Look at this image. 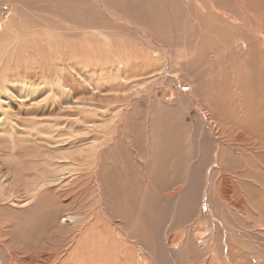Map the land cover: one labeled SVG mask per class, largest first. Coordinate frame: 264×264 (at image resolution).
I'll return each mask as SVG.
<instances>
[{
	"label": "rangeland",
	"instance_id": "1",
	"mask_svg": "<svg viewBox=\"0 0 264 264\" xmlns=\"http://www.w3.org/2000/svg\"><path fill=\"white\" fill-rule=\"evenodd\" d=\"M45 2L47 4H44ZM25 4V9H19V13L29 27L41 25L59 31L71 29L72 34L75 33L76 41L87 37L88 32L98 36L99 32L103 31L112 44L121 47L126 45L127 55L135 56L137 53L136 57H141L143 47H135V41L126 35L129 33L145 48L150 51L154 49L138 35L137 31L125 24L112 19H103L99 14L94 16L91 10L88 13L79 12L77 7H86L84 0H39V2L27 0ZM113 5L122 16L136 20L146 28H144L148 32L144 34L146 39L162 47L161 53L163 59L165 58V65L167 68L170 66L171 75L180 85L176 86L173 82L164 83L163 88L154 90L153 85L159 86L162 82L159 76L151 79L150 84L146 83L137 91V99L129 108L124 109L121 118L114 119V127H118L115 124L120 121L123 128L119 127V131L115 132L116 136L112 137L113 141L110 143L113 145L109 149L102 150L98 169H93V165L97 164L93 163L92 158L79 166L73 164L71 158L78 156L71 153L72 141L66 140L68 144L64 147L70 149L72 156L69 155L71 168L67 170L73 172L74 179L73 183H69L64 197H56L52 191L47 190L38 197L37 202L32 203V207L27 209L0 199V264H38L42 261H45L44 263L50 261L49 264H80V262L81 264H236V262L264 264V236L261 235L263 232H260V226L264 224V214L261 210L264 204V198H261V194H264V178L261 176L246 174L243 177L244 181H250L252 177L253 181H256V186L263 188L262 192L257 190L258 199L252 197L250 192L252 185H248L247 188L242 186L241 191L244 192V196H251L255 200L262 199L260 203H255L256 207L259 205L261 208L251 215L248 213L249 218L245 215L235 217L232 209L222 213L221 207L219 205L217 207L215 216L219 219L222 217L227 226L224 230L219 223L223 253L225 256L229 254L231 260L228 261L229 263L218 254L219 245L217 250L213 249L209 252L205 247L200 252L198 246L192 242L193 224L196 222L192 216L201 215L205 220L212 218L209 213V199L201 196L206 188L212 186V180L206 174L209 173L212 177L210 171H217L218 168L217 155L212 154L211 143L206 141L208 137L202 135L200 121L203 112L199 114L196 105L207 112H217V106L213 104L210 93L212 95L224 88L228 90L229 87L234 90L237 83L248 82L247 84L254 86L264 82V79L260 81L264 76V54L259 63H256L258 60L254 55L252 56L255 50H262L260 46L262 43L256 40L264 36L262 34L264 0H113ZM44 6H49L52 13L49 14ZM68 9H72L73 14L68 13L66 11ZM12 10L11 3L0 2V36L2 37H0L2 48L1 44L0 48L3 50L2 52L0 49V65L2 59L9 64L11 61L17 62V56L22 53V51L17 53L12 51L14 55L12 56L8 47L14 44L11 41L6 43L3 39L1 25L3 21H7ZM73 15L78 19L80 15L93 20L94 25L89 30H81L79 25L73 29L74 24L70 19ZM67 17L69 18L66 20ZM132 22L134 24L131 27L137 29V22ZM118 25L124 27L126 32ZM93 35L89 37L92 38ZM207 36L216 38L220 42L223 39L233 40L227 50L226 59L215 57V53L211 52L213 46L205 42ZM68 39L69 36L66 37V40ZM4 42L8 46H5ZM105 49L103 48V55H108ZM6 51L8 54L10 51V56ZM157 51L158 49L156 53ZM170 54L174 61H171ZM132 61L135 68H140L143 63L141 59ZM164 68L166 67L163 66ZM17 73L18 71L15 74V70H11L8 75L14 79ZM112 73L109 71V74H115ZM102 82H105V78ZM10 84L11 82L9 86L13 89L15 83ZM70 102L64 101V105ZM102 102L103 99L95 111V114L100 116L103 114ZM8 112L9 110L6 109L0 110V117H6ZM17 114L14 115L17 124H21L22 119L36 118L25 106L19 107ZM91 114L93 115V112ZM213 118L219 120L215 112ZM44 120L57 121V118L46 117ZM60 120L66 122L68 118L63 117L58 121ZM31 126L34 128L29 130L34 132L36 125L33 120ZM45 126L43 128L51 130L50 127ZM56 129H60V134L69 136V132L62 127H53L51 131L58 133ZM74 132L76 133V130ZM64 139L66 138H57L62 141ZM131 144L134 147L132 152ZM42 145L44 149L35 142L25 144L17 151H2L1 165L4 169H10L19 175L15 178H19L24 190L30 188V181L25 183L21 178V174H26L27 168L34 172L37 183L40 173L47 174L56 169L53 166L56 160L54 158L60 157V149L57 147L51 150L45 144ZM75 146L78 147L77 140ZM204 147H210V151L205 150ZM133 152L142 157L143 168H140L138 162L131 156ZM186 170L190 172L189 181L194 178L197 189L189 190L188 187H184L181 195L195 194L200 201H196L198 204L195 210L189 214L185 212L184 215V210L176 209V198L174 199L176 203H171V199L166 202L158 193H168V190L177 189L182 184L187 185V181H182V174H185ZM192 171L196 172L195 176L191 175ZM143 173L152 179L149 180L152 182L149 189H153V192L144 187ZM28 179L31 180L29 176ZM217 203L216 201V205ZM143 214L145 215L142 219L147 220L145 223L140 218ZM65 215L73 216L74 221L64 225L62 218ZM254 215L257 216L251 218ZM184 216L187 217L186 220H183ZM209 222L211 225L213 220ZM233 226L239 231L233 232V237L229 238L227 236L231 235ZM206 228L208 232L205 234H209L211 231L209 227ZM211 228L214 230L215 238H219L217 226L213 225ZM170 235L183 236L186 248L182 245L179 251L175 249L174 252L169 244ZM226 241L230 249L227 248ZM85 242L86 244H83ZM242 242L245 243L242 245Z\"/></svg>",
	"mask_w": 264,
	"mask_h": 264
},
{
	"label": "bare ground",
	"instance_id": "2",
	"mask_svg": "<svg viewBox=\"0 0 264 264\" xmlns=\"http://www.w3.org/2000/svg\"><path fill=\"white\" fill-rule=\"evenodd\" d=\"M0 2L11 3L13 7L12 12L6 19L7 21H3L1 25L2 33L4 34L3 39L6 40V43L7 41H11L14 44L11 43L13 46L8 47L11 52L15 51L17 53V51H22L18 56L15 54V57H18H16L18 63L11 61L9 64V62L4 59L1 60L0 110L6 109L9 110V112L6 114V117H0V156L2 157L3 150L17 151L21 146L35 142H38L43 149L44 146L42 143L45 144L46 147L48 146V149H57V147L60 149V157L55 156L54 158L56 160L53 166L56 169L51 171V173H40L38 176V183L37 177L33 174L34 172H31V169L29 170L27 168L26 174H21V178L25 183L30 181V188H28L31 190L30 192L27 191L28 189L24 190V188L21 187L22 185H20L19 178H15L18 174L10 169H4L3 165H1V161L0 199H5L12 205L26 207L27 209V207L30 208L34 201L37 202L36 200L38 197L42 196L47 190L52 191L53 195L56 197L61 198L65 196L69 183L74 179L73 172L69 171V168H71L69 155L71 156V153L78 156H71V160L73 164L76 163V166L92 158L93 163L95 162L97 164L93 165V169H98V161L100 154L103 152L102 150L109 149L113 145L110 143L113 141L112 137L116 136L115 132L119 127H121V129L123 128L120 121L118 124H115L118 127H114V119L118 117L121 118L124 109L126 110L129 108L131 103L137 99L136 93H138L137 91L142 88L143 85L146 83L150 84L151 79L156 77L159 78V76L162 78V82L159 86L153 85L154 90L162 87L164 83L169 84L173 82L176 86L180 84H178L175 77L171 75L169 70L170 66L167 68L165 65L166 61L165 58L163 59L161 53L162 47L153 44L149 39L145 38L144 34H148V32L144 30L145 27L139 24L138 21L129 19L117 12L113 5V0H84L86 7L77 8L79 12L88 13L91 10L94 16L99 14L103 19H112L118 23L129 26L131 29L137 31L138 35L142 37L147 44L154 47L152 51L145 48L129 33L126 35L135 41V47H143V55L141 57H136L137 53L135 56L127 55L126 45H122L121 47L112 44L109 37L104 34L103 31L99 32L98 36H94L91 32H88L89 34L87 33V37L76 41L74 38L75 33L73 35L71 29L70 31L60 29L59 31V29L52 30L50 27L41 25L29 27L24 23L25 21L19 13V9H25L27 0H0ZM44 4L47 3L45 2ZM36 7L38 8V6ZM43 8L48 11L49 14L52 13L50 11L52 9H50L49 6H44ZM66 11L73 14L72 9ZM79 17V19L76 18L75 15L70 17L71 22L74 24L72 26L73 29L77 27V25H79L81 30H89L92 28L91 26L94 25L93 20H89L80 15ZM68 18L69 17H67L66 20ZM132 21L137 22V29L132 28L134 24ZM118 27L120 29L124 28H122L121 25H118ZM84 34H86V32ZM239 34L241 35L242 33ZM262 34H264V32H262ZM89 35H93V37L91 38ZM67 36H69L68 40H66ZM231 41L233 42L232 39ZM231 41L223 39L222 42H220L216 38L208 36L205 40L207 44L213 46L212 51L208 46L207 47L209 51L215 53V57L218 59L220 57L226 59L225 56H227V50L231 45ZM248 41L250 43V40ZM256 41L262 43V45H260L261 43L259 44L262 50H255L252 56L254 55L256 60H258L256 63H259L261 57H263L262 54H264V36L258 37ZM5 42L3 44L8 46ZM0 44L2 48L1 41ZM103 48H106L105 50L108 52V55H103ZM156 49H158L157 53ZM1 51L3 52L2 49ZM10 51L9 54L8 51H6L8 56H10ZM151 52L154 54H150ZM243 54L245 55V53ZM11 55L14 56L13 52ZM133 59L142 60L143 63L140 68L133 67ZM171 61H174L172 55ZM256 63H254V65ZM163 66L166 68L163 69ZM11 70H15V74L18 71L14 79H11V75H8V72ZM109 71L115 74L112 73L113 75H111ZM94 72L96 74H94ZM103 72L108 74L103 75ZM13 76L15 75L13 74ZM103 77L105 78V82H102L104 80ZM262 79H264V76L260 78V81ZM10 82L11 84L15 83L13 89L9 86ZM247 83L248 82L237 83L234 90L229 87L228 90L224 88L223 90L220 89V91L212 93V95L210 93L213 104L215 103L217 106V112H213H215L219 120L213 118V112H207L199 105H196L199 114L203 112L200 121L203 129L202 135L203 137L204 135L208 137L209 141L204 139L211 143L212 154L214 156L217 155L218 168L217 171H210L212 177H210L209 173L206 174V176L212 180V186L206 188L202 193L203 197L201 196V198L209 199V213L212 218L210 220H205L201 215L192 216L196 220V222L194 221L195 224H193L194 232L192 242L198 246L200 252H202L205 247L208 248L209 252L213 249L217 250V246L219 245L220 252L218 254L223 257L226 263H229L228 261L231 260L229 259L228 253L226 256L225 253H223V242L221 241L222 232L219 230V223H221L220 225L224 230L227 226L222 217L219 219L215 216L218 205L221 207L222 213L232 209V213L235 217L245 215L246 218H249L253 212H257L261 208L259 205L257 207L255 205L260 203L264 198V194H261L262 199H253L254 197L259 199V196L256 195L257 190L262 192L263 188L256 186V181H253L252 177L250 181L243 180L246 174H253L257 177L261 176L264 178V82H260L259 85L254 86ZM102 99L104 100V102H102L104 103L102 105L103 114L101 113L102 115L100 116L95 114V111ZM68 100L71 102L69 104L65 103L64 105V101ZM96 101L98 103H95ZM21 106L30 109L31 113H33L38 120H36V118L31 120L22 119L20 120L21 124L15 123L18 121L14 118V115L17 114ZM91 112H93V115ZM46 117H56L57 121L44 120ZM63 117H67L68 120H66V122L62 121L63 119L58 121ZM32 120L36 125L34 132H30L29 130L30 128H34V126H31ZM45 125L50 127L51 130L53 127H62V129H66L69 132V136L67 137L66 134H60V129H56L58 133L51 130L48 131V129L43 128ZM73 129L76 130V133ZM61 137H65L66 139L63 141L57 140V138ZM66 140L72 141L71 153L69 152L70 149L64 147V145L68 144ZM75 140H77L78 147L75 146ZM209 148L210 147H204L205 150L210 151ZM133 150L134 147H132L131 144V152ZM133 155L131 156L138 162L139 167L143 168L144 164H142V162L144 161L142 157L137 153ZM149 157L150 154L148 155V158ZM76 158L78 159L76 160ZM77 168L79 169V167ZM66 170L67 172H65ZM79 174L81 175L80 172ZM189 175L190 172L188 171L182 174L184 179H182V181H187V185L182 184L177 189L168 190V193H158L166 202L171 199V203H174V199L176 198V209L184 210V215L185 212L189 214L192 210H195L198 204L197 202L200 201L196 198L197 195L195 196V194L192 196L181 195L184 187H188L189 190L197 189L195 187L194 178L189 181ZM191 175L195 176L196 172L192 171ZM28 176L31 180L28 179ZM142 177L145 184L144 187L150 192H153V189H149L152 186V182L149 180L152 179L144 173ZM248 185L253 186L252 189H250L253 198H251V196H249L250 198L247 197L248 195L244 196V192L241 191V189L243 190L242 186L247 188ZM141 187L139 189H141ZM144 191L146 192V190ZM216 201L218 202L217 205ZM262 208L261 210L264 214V204H262ZM248 213H250V215H248ZM144 215L145 214L140 215V218L142 219ZM171 216L170 213V217ZM255 216L257 215L251 216V218ZM62 219V223L66 225L68 222L72 223L75 218L70 215H65ZM186 219L187 217L184 216L183 220ZM142 220H144V223L147 222L145 219ZM211 220H213V222L209 225V221ZM213 225L217 226L219 238H215V233H213L214 230L211 228ZM206 227H209L211 231L209 234H205L208 232ZM238 231V228L233 226L231 228V235L227 237L232 238V233ZM260 232H263L261 235L264 236V224L260 226ZM212 234H214L213 238ZM187 240L188 238L186 241ZM243 243L245 242H242V245ZM83 244H86V242ZM169 244L173 247L174 252H176L175 249L179 251L182 245L183 248H186L184 245V237L180 235H170ZM226 245L227 248L229 247L230 249L228 242ZM35 256L36 255H34V257ZM44 262L42 261L38 264L50 263V261L49 263L48 261H46V263ZM236 264L238 263L236 262Z\"/></svg>",
	"mask_w": 264,
	"mask_h": 264
}]
</instances>
